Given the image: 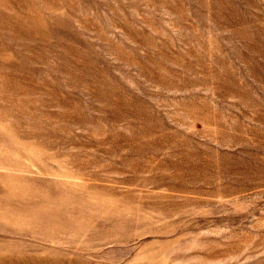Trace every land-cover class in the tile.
Segmentation results:
<instances>
[{
  "label": "rangeland",
  "instance_id": "obj_1",
  "mask_svg": "<svg viewBox=\"0 0 264 264\" xmlns=\"http://www.w3.org/2000/svg\"><path fill=\"white\" fill-rule=\"evenodd\" d=\"M0 264H264V0H0Z\"/></svg>",
  "mask_w": 264,
  "mask_h": 264
},
{
  "label": "bare ground",
  "instance_id": "obj_2",
  "mask_svg": "<svg viewBox=\"0 0 264 264\" xmlns=\"http://www.w3.org/2000/svg\"><path fill=\"white\" fill-rule=\"evenodd\" d=\"M136 161V160H135ZM179 163V162H178ZM196 165V164H195ZM212 183V182H211Z\"/></svg>",
  "mask_w": 264,
  "mask_h": 264
}]
</instances>
